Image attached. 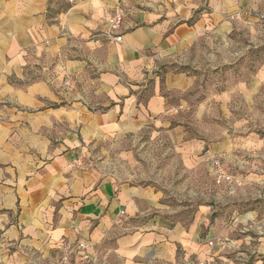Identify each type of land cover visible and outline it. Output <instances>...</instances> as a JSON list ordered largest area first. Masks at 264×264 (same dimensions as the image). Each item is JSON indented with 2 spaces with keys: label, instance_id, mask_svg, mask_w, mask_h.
I'll list each match as a JSON object with an SVG mask.
<instances>
[{
  "label": "crops",
  "instance_id": "0c3cea01",
  "mask_svg": "<svg viewBox=\"0 0 264 264\" xmlns=\"http://www.w3.org/2000/svg\"><path fill=\"white\" fill-rule=\"evenodd\" d=\"M263 1L0 0V264H62V246L80 240L87 249L63 264H264L256 210L225 220L206 204L176 220L156 187L81 165L89 149L151 127L185 163L206 161L214 182L210 160L229 142L183 130L173 110L195 76L173 64L258 20ZM119 6L115 40L104 20ZM237 183L214 186L235 198Z\"/></svg>",
  "mask_w": 264,
  "mask_h": 264
},
{
  "label": "rangeland",
  "instance_id": "374dc122",
  "mask_svg": "<svg viewBox=\"0 0 264 264\" xmlns=\"http://www.w3.org/2000/svg\"><path fill=\"white\" fill-rule=\"evenodd\" d=\"M63 5L55 4L53 10ZM251 23L241 22L225 39L204 43L173 69L195 76L186 101L173 110L191 137L205 143L225 138L230 147L218 153L238 180L237 197L228 198L214 186L206 161L185 163L165 134L151 127L91 148L81 165L100 179L151 185L162 192L176 220L190 219L200 205L227 220L256 210L264 215V1ZM238 18V17H237ZM219 192L218 196L214 195ZM88 264H103L97 259Z\"/></svg>",
  "mask_w": 264,
  "mask_h": 264
},
{
  "label": "built area",
  "instance_id": "2783aa9c",
  "mask_svg": "<svg viewBox=\"0 0 264 264\" xmlns=\"http://www.w3.org/2000/svg\"><path fill=\"white\" fill-rule=\"evenodd\" d=\"M125 19V10L119 6L115 8L112 12L105 16L104 23L107 26L106 34L107 36L114 38L115 40H120V35L116 34L115 31L118 27L121 26L122 22ZM63 87L67 90L73 87V83L69 78H66L63 82ZM210 168L215 184L222 183H231L233 176L228 170V168L221 162L220 158L213 157L210 160ZM119 214H123V210L119 211ZM120 220H116V223H119ZM212 245V242H209ZM88 247L85 241H77L75 244L66 242L61 249L60 253V263H66L69 261L71 253L75 250H86ZM84 258V257H83Z\"/></svg>",
  "mask_w": 264,
  "mask_h": 264
}]
</instances>
